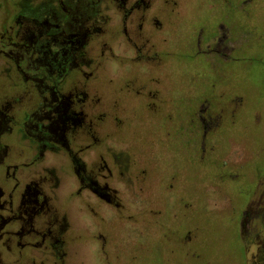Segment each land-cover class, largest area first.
I'll return each instance as SVG.
<instances>
[{
  "label": "rangeland",
  "instance_id": "1",
  "mask_svg": "<svg viewBox=\"0 0 264 264\" xmlns=\"http://www.w3.org/2000/svg\"><path fill=\"white\" fill-rule=\"evenodd\" d=\"M19 1L0 0V76L22 42L70 48L45 81L80 128L36 158L5 107L2 264H264V0Z\"/></svg>",
  "mask_w": 264,
  "mask_h": 264
},
{
  "label": "flooded vegetation",
  "instance_id": "2",
  "mask_svg": "<svg viewBox=\"0 0 264 264\" xmlns=\"http://www.w3.org/2000/svg\"><path fill=\"white\" fill-rule=\"evenodd\" d=\"M43 5V3L42 5H34L31 3V0H20L16 15L17 17H29L32 19L38 18ZM54 13L56 14L58 20H61L63 17L62 6L57 4ZM53 34L54 33H49V35ZM61 47H63L62 53L56 48H45L42 44L32 40L30 43L22 42L17 44V46L9 48L8 53H5L16 62L14 63L16 70L10 68L7 72L9 74V79H7L5 77L6 74H4L0 76V80L8 81V83L17 88V92L12 94L9 99L0 96V111H2V113L0 112V168L6 160L5 157L9 159H11V157H15L13 153H10V155L8 153V147H10L8 142L11 141L6 140L7 138L5 137H8V135H5L4 139H2V133L5 131L4 126H7L4 121V117L7 116L5 113L7 112L5 107L8 109L11 107V110L16 109L14 110L16 113L19 110V113H21L22 109H24V115H26L25 112H27L25 120L19 122L18 126L20 128H18L21 130H26V134H29L30 139L35 141L37 146V156H35L36 158L42 157L48 148L53 147L51 143L61 146L62 141L68 142V135H70L72 131H76L77 127H79V113L76 111V109L72 108V104H74L73 98L77 97L76 93H73L70 96V98L72 97V103L70 104L69 98L68 100L61 98L58 95L59 93L57 94L54 92V90H51L50 85H48L47 81H45V78L48 77V73H52L50 69H52V71L55 69H58V71H64L65 75V70L70 65L71 60H68V57L71 54V49L66 48L65 45ZM18 55L24 61L22 66H20L17 61ZM7 61L10 62V60ZM9 66L11 67V65ZM18 68L21 69L19 70ZM19 71H21V73ZM4 73H6V71H4ZM38 76L41 78H38ZM76 100L78 101L77 98ZM18 104H20L19 107H17ZM58 112L61 113L60 117H57L56 113ZM55 120L60 127L61 134L59 139H56L53 135H51L49 129L52 122ZM24 157L27 158L28 155ZM13 167L17 169V163H15ZM1 172L4 171L0 170V173ZM30 188L32 189L31 184L27 185L24 192H22V200H26L25 206L21 204L22 207H28L26 206L28 202L32 205V203L29 201L30 196L32 195V193L29 191ZM1 189L2 187L0 185V220L2 206ZM34 207L35 206L32 205V209ZM0 264H2L1 255Z\"/></svg>",
  "mask_w": 264,
  "mask_h": 264
}]
</instances>
